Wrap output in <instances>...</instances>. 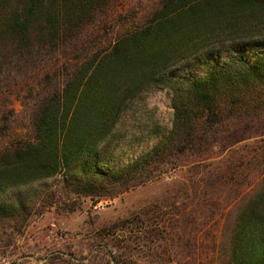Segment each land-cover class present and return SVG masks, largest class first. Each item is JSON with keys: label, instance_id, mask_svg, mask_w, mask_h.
<instances>
[{"label": "trees", "instance_id": "obj_1", "mask_svg": "<svg viewBox=\"0 0 264 264\" xmlns=\"http://www.w3.org/2000/svg\"><path fill=\"white\" fill-rule=\"evenodd\" d=\"M263 46L264 0H0V195L85 171L128 106L169 87L170 130L100 186H77L113 197L176 172L174 188L100 236L124 249L117 263L132 264L136 244L147 264H197L202 235L225 216V264H264V187L247 195L264 178V53L245 57ZM188 62L211 68L175 78ZM3 87L23 106L28 134L15 143L1 142L15 114Z\"/></svg>", "mask_w": 264, "mask_h": 264}, {"label": "rangeland", "instance_id": "obj_2", "mask_svg": "<svg viewBox=\"0 0 264 264\" xmlns=\"http://www.w3.org/2000/svg\"><path fill=\"white\" fill-rule=\"evenodd\" d=\"M131 27L128 25L121 32ZM261 53L264 46L250 50L245 57L252 60ZM210 68L188 62L173 76L194 77ZM170 91L169 87L151 88L136 98L85 171L75 175L59 173L10 188L0 195V264H121L113 256L118 257L124 249L117 248L116 237L100 236L101 228L164 199L172 192L174 179L180 174L173 172L113 197L85 196L78 193L77 185L100 186L103 183L100 173L116 172L135 161L170 130L173 112ZM8 94L15 114L8 135L1 141L3 144L26 139L28 134L21 117V98L15 87L5 90L3 97L6 99ZM263 187L264 178L251 186L247 195ZM234 217L233 209L230 223ZM226 223L225 216L210 223L197 250V264L226 263L230 253L227 234L223 236ZM126 252L132 264H147L145 248L131 244ZM168 264L180 263L172 259Z\"/></svg>", "mask_w": 264, "mask_h": 264}]
</instances>
